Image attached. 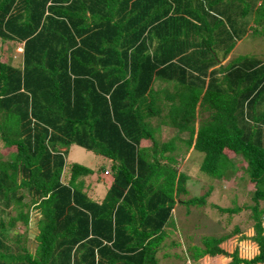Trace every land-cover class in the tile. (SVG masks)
I'll list each match as a JSON object with an SVG mask.
<instances>
[{
    "label": "trees",
    "instance_id": "obj_1",
    "mask_svg": "<svg viewBox=\"0 0 264 264\" xmlns=\"http://www.w3.org/2000/svg\"><path fill=\"white\" fill-rule=\"evenodd\" d=\"M250 31L264 0H0V264H156L191 147L210 179L252 184L257 254L230 264H264V61L234 52ZM71 145L109 161L100 200Z\"/></svg>",
    "mask_w": 264,
    "mask_h": 264
},
{
    "label": "rangeland",
    "instance_id": "obj_2",
    "mask_svg": "<svg viewBox=\"0 0 264 264\" xmlns=\"http://www.w3.org/2000/svg\"><path fill=\"white\" fill-rule=\"evenodd\" d=\"M247 36H249L248 39ZM247 36L245 37L247 40H244L241 46H237L234 52L236 54L246 52L245 55L247 56L255 54L264 61V39L253 35L251 31ZM2 47L5 50L6 58L12 64H18L20 57H11L14 47L12 48L10 45H2ZM16 52H20L19 48L16 49ZM230 56V54L227 55L220 62V65L225 64ZM155 118L156 116L149 119L154 125L157 123ZM176 134V127L162 126L160 138L158 133H156V137L158 136L161 143L170 140ZM178 136L186 138L187 133L182 132ZM150 144L147 142L146 146H150ZM180 149L183 150V147L178 144L177 151ZM6 151V149L3 150V144L0 141V158H5L2 153H6ZM223 152L230 158L234 157L233 152L227 149H224ZM201 159L202 155L195 152L191 147L185 154L184 160L179 163L180 171L188 176L185 190L189 193L175 196L174 205L177 204V208H175L176 211L172 212V219L166 229L167 235L156 251V264H185L187 259H190L191 264H200V262L201 264H230L235 251L241 260H249L257 254V246L250 240L253 229L252 221L248 219L249 210L244 208V206L252 204L247 194L253 188L252 184L240 181L236 177L233 181L227 182L210 179L200 171ZM66 161L81 164L92 171L87 176L79 177V180L83 181L82 191L88 193L92 199H98L104 195L105 181L108 182L107 179L110 178L111 174L110 169H108L109 161L106 158L79 146L71 145L67 150ZM155 176L153 180H156ZM210 188L209 195L205 196ZM214 205L219 208L240 207V211L233 214L223 213ZM260 206H262L261 203ZM262 219L264 228V216ZM21 224V222L16 223V231L24 232V237H21V240L28 246L29 251L33 252L36 245L34 236L37 233L35 222L31 221L25 231L22 230ZM235 228L238 229L237 233L232 232ZM224 236L227 238L218 244H213L211 239H219ZM205 242L210 245H206ZM215 245H218L219 252L217 253L211 252V249L216 247ZM208 248L210 249L208 250ZM238 264L244 263L240 261Z\"/></svg>",
    "mask_w": 264,
    "mask_h": 264
},
{
    "label": "crops",
    "instance_id": "obj_3",
    "mask_svg": "<svg viewBox=\"0 0 264 264\" xmlns=\"http://www.w3.org/2000/svg\"><path fill=\"white\" fill-rule=\"evenodd\" d=\"M109 164H110V163H109ZM109 166H110V165H109ZM108 168H109V167H108ZM102 182H103V181H102ZM103 196H104V195H103ZM103 196H101V197L98 198V199H94V200H100ZM175 208H177V204L174 205V208H173L172 212H173V211H176ZM167 228H168V226L166 227V229H167ZM166 229H165V230H166ZM160 245H161V244H159L158 249L160 248ZM200 264H201V262H200Z\"/></svg>",
    "mask_w": 264,
    "mask_h": 264
},
{
    "label": "clouds",
    "instance_id": "obj_4",
    "mask_svg": "<svg viewBox=\"0 0 264 264\" xmlns=\"http://www.w3.org/2000/svg\"><path fill=\"white\" fill-rule=\"evenodd\" d=\"M20 50H21V49H19V51H20ZM256 253H257V252H256ZM187 262H189V263L191 264L190 259H187L186 263H187ZM186 263H185V264H186Z\"/></svg>",
    "mask_w": 264,
    "mask_h": 264
},
{
    "label": "built area",
    "instance_id": "obj_5",
    "mask_svg": "<svg viewBox=\"0 0 264 264\" xmlns=\"http://www.w3.org/2000/svg\"><path fill=\"white\" fill-rule=\"evenodd\" d=\"M186 264H190L189 262H187Z\"/></svg>",
    "mask_w": 264,
    "mask_h": 264
}]
</instances>
